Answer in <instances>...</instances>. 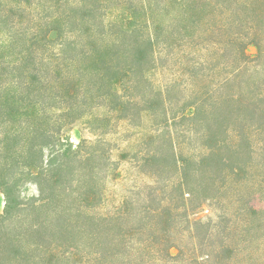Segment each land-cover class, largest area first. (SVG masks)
Instances as JSON below:
<instances>
[{"label":"trees","instance_id":"16d2710c","mask_svg":"<svg viewBox=\"0 0 264 264\" xmlns=\"http://www.w3.org/2000/svg\"><path fill=\"white\" fill-rule=\"evenodd\" d=\"M0 24V264H264V0H11ZM118 123L141 150L113 161ZM122 161L149 182L111 195Z\"/></svg>","mask_w":264,"mask_h":264},{"label":"rangeland","instance_id":"374dc122","mask_svg":"<svg viewBox=\"0 0 264 264\" xmlns=\"http://www.w3.org/2000/svg\"><path fill=\"white\" fill-rule=\"evenodd\" d=\"M2 3H11V0H0ZM0 27L2 25L0 24ZM3 29L0 28V48H8L6 43L3 41H7L6 34L2 31ZM247 54L249 56H254L256 54V48L250 46L247 48ZM109 134L105 135L104 138L109 141L107 144L106 150L111 149V157L113 161H118L119 156L122 153L134 154L136 150L140 147L137 144V131L132 129L131 126H128L123 123H118L115 125L113 130H109ZM65 137L69 144L73 147L79 143L80 138L86 140H94V136L90 133L89 126L85 120L77 121L73 125L69 126L65 130ZM114 148V149H113ZM140 155H138L139 157ZM136 163L135 162H125L122 161L120 165V170L118 171L119 176L117 179L113 181L109 179L107 180V187L111 195H118L120 194L121 190L131 189V187L139 186L144 182H149L147 177L142 176L136 170ZM23 196H31L36 194V188L33 185H27L23 188ZM230 190V189H229ZM5 206V198L4 195L0 191V212L3 211ZM209 211L205 210L202 215H208ZM173 253H177L174 249Z\"/></svg>","mask_w":264,"mask_h":264}]
</instances>
